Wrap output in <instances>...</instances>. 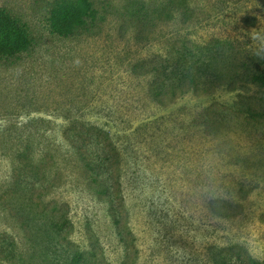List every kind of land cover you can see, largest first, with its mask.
I'll return each mask as SVG.
<instances>
[{
	"label": "rangeland",
	"instance_id": "rangeland-1",
	"mask_svg": "<svg viewBox=\"0 0 264 264\" xmlns=\"http://www.w3.org/2000/svg\"><path fill=\"white\" fill-rule=\"evenodd\" d=\"M59 1L0 0L31 40L0 58V236L22 252L0 264L264 262V0H187L188 19L92 0L69 36L50 29ZM183 48L219 78L160 104L145 67Z\"/></svg>",
	"mask_w": 264,
	"mask_h": 264
},
{
	"label": "trees",
	"instance_id": "trees-1",
	"mask_svg": "<svg viewBox=\"0 0 264 264\" xmlns=\"http://www.w3.org/2000/svg\"><path fill=\"white\" fill-rule=\"evenodd\" d=\"M190 2L187 0H168L167 3H161L162 9L158 12L161 18L168 16V14L179 11L185 19L192 17ZM191 12V14L189 13ZM96 16V9L92 0H60L57 2L50 15V29L53 33L60 36H69L74 34L79 28L87 25L89 20L94 19ZM31 47V40L28 31L16 19H14L4 9L0 8V58L13 57L18 54L27 52ZM182 53L176 55L174 52L166 57H159L158 61L154 64H147L145 76L151 78L150 88L147 96L154 99L160 104H164L163 99L170 95V100L176 98L179 92V86L188 84L189 89L200 88L208 85H213L218 80V76L213 69L201 63L197 53L193 55L191 50L187 48ZM252 81L264 89V67L253 73ZM188 89V90H189ZM184 93V91L180 92ZM84 134V133H82ZM87 140V139H86ZM94 142V141H93ZM87 145H93L91 141H86ZM100 159L99 165H105L107 169L103 170L94 181L99 185H104L105 182L108 189H110L114 181V171L110 169V158L106 153L96 156ZM102 158L103 161H102ZM108 165V167H107ZM90 166V165H88ZM19 178L22 177V183H27L31 176L27 172H19L15 174ZM110 184H109V181ZM18 183V179H17ZM19 185V183H18ZM112 185V186H111ZM20 186V185H19ZM106 193L107 191H103ZM115 192L110 194V197L116 198ZM113 200L109 202V206L113 207ZM122 201V199H121ZM45 226L55 232L62 233L61 227L57 221L52 220L46 223ZM21 250L19 242L7 234L0 236V259L6 261L8 258L17 260L19 251ZM21 252V251H20ZM22 253V252H21ZM86 253H79L76 261L79 264H88L84 259ZM15 261L12 264H15ZM252 264H264V262L252 260ZM17 263V262H16ZM90 264V263H89ZM222 264H234L230 261H223ZM247 264V263H246Z\"/></svg>",
	"mask_w": 264,
	"mask_h": 264
}]
</instances>
